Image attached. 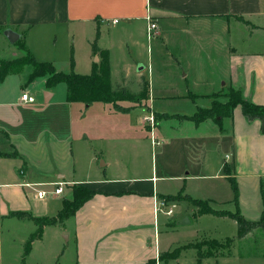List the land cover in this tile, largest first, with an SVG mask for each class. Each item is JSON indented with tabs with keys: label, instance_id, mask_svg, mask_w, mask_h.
Here are the masks:
<instances>
[{
	"label": "crops",
	"instance_id": "obj_1",
	"mask_svg": "<svg viewBox=\"0 0 264 264\" xmlns=\"http://www.w3.org/2000/svg\"><path fill=\"white\" fill-rule=\"evenodd\" d=\"M149 17L157 25L150 36ZM9 29L18 34L13 42L5 35ZM97 30V45L109 55L113 87L129 89L135 82L140 90L158 69L174 80L158 89L148 83L146 106L132 108L164 114L152 129L144 122L146 114L139 125L150 132L145 139L152 145L173 146L178 158L171 163V154L162 155L160 174L156 165L144 170L143 163L133 161L129 176L127 161L118 155L143 136L129 122L96 123L98 115L86 114L101 104L97 110L106 112V120H131L132 108L121 113L103 102H67L63 83L46 91L43 77L26 83L27 66L10 72L0 81V264H172L171 241L161 237L160 214H153L155 198L179 191L192 197L186 191L194 188L216 192L217 179L230 186L224 166L238 186L240 213L250 220L261 217L264 134L259 119L248 121L239 105L230 118H215L220 127L212 118L196 122L188 117L212 105L213 94L231 88L264 106V0H0L2 59L20 56L18 47H25L37 62H51L59 71L69 72L72 57L73 71L87 74L99 61L91 50ZM60 85L64 91L55 98ZM23 92L35 100L21 102ZM161 98L193 101L196 110L168 118L154 110ZM170 119L178 120L175 127L158 131L155 140L154 130ZM59 181L65 182L61 194L37 196L36 190ZM74 185L93 193L74 213L57 219ZM230 188L225 200L234 210ZM209 193L207 200L221 199ZM30 215L55 221L45 224L25 252L37 228Z\"/></svg>",
	"mask_w": 264,
	"mask_h": 264
},
{
	"label": "rangeland",
	"instance_id": "obj_2",
	"mask_svg": "<svg viewBox=\"0 0 264 264\" xmlns=\"http://www.w3.org/2000/svg\"><path fill=\"white\" fill-rule=\"evenodd\" d=\"M19 55L24 54V51H22L19 47ZM118 57H122L120 54H118ZM14 58V57H13ZM28 67V66H27ZM28 69V68H27ZM166 69L169 70L168 65L166 66ZM24 77H26V73L22 74ZM169 78L166 73L158 69L157 73L153 75V79L148 81L150 83V89L154 87L155 89L160 88L162 85L165 83L167 85H170L171 82L173 83L174 80H167ZM178 81V80H177ZM135 82L129 83L128 88L130 90L136 91L135 89ZM122 85V84H121ZM59 88L57 89L58 91L56 92V96H59L62 94L63 85L58 86ZM49 89H46L48 91ZM139 89H137L136 93H139ZM225 92L217 93L212 95V102H223L227 100V96L224 94ZM40 96V94H39ZM147 100H138L137 103L134 102H123L121 105L124 107H132L135 105L138 106H146ZM203 105H206V101H202ZM37 105L36 103L34 106ZM98 105V106H97ZM101 104H93L91 106L86 114V116H97L98 119H96L97 122L101 123H127L129 122L131 125H134V133L136 135H142L144 139H137L129 141L127 144L128 146H131L132 144L135 146L133 149L130 147L129 149L125 148V151H121L118 156L121 157V160L127 161L126 164H128V171L127 174L129 176L131 175L129 165L133 161H137V163H143V167H146L144 170H149L150 165L154 166L156 165L157 173L162 169V164L163 160L161 158L162 155H167L171 154L167 160L168 162L174 163L176 162L178 155L175 151L172 150L173 146H167L164 145V143H159L155 145H152L149 141V139H145V136L149 134L148 136L150 137V132L143 129L139 125V120L140 117L142 118L145 114L150 115L148 110L142 107H135L132 108V112L130 114V119L129 120L127 117L126 118H119L118 120L113 117L110 120H106V112L97 110V107H100ZM41 106H50L47 105V103H42ZM106 106L105 108H110L109 104L104 105ZM45 107V108H46ZM154 110L156 112H165L170 115L173 114H192L194 110H196L195 104L193 101L189 102L188 100H183L180 98L172 99V98H161V99H156L154 102ZM100 111V112H98ZM120 117H123L120 114H117ZM153 119H154V124L160 120L164 114H156L152 113ZM172 118V117H170ZM176 118V117H173ZM213 122L215 125L219 126L221 125V121H217L215 118H212ZM228 119V118H227ZM95 121V120H94ZM111 121V122H110ZM176 119H170V120H165L160 124L161 130L157 129L154 130L156 133V137L153 135V138L157 139V133L158 131H164V132H169L172 131V128L170 127L171 125L175 127L177 124ZM93 120L91 118H88V123H92ZM129 124V125H130ZM155 139V140H156ZM120 151V150H119ZM175 154V155H174ZM183 159H187L188 157L184 154H181ZM130 162V164H129ZM195 168H197L195 166ZM192 170V168H191ZM160 174V173H159ZM216 187L214 188V191H207V190H200V189H191V191H186L189 193L192 197H189L184 191H179L176 195H170L167 198H162L166 203H171L175 204V208L172 212L171 215H159V220H160V233L161 237H164L166 235V238L168 241H171V248L175 249L176 247H183L181 251V257L173 259V256L167 255V257L171 256V260H169V263L172 264H198L197 263V250L194 248L197 246L201 249L202 252H206L209 250L208 245L210 244L211 238L218 239L220 245L224 243V240L226 237H232L235 238L237 235L236 231V225L234 221L229 218V217H220V216H215L213 214H202V215H197V209L196 206H194L192 203L191 199H201V200H207L210 195L209 192L212 194L216 195L217 198L221 199H215L210 200V204L213 208L215 209H220V210H225V209H233V204L230 201H226L227 199V193L229 195L232 194L231 188L228 184L227 180H215ZM43 190H52L53 186H44L42 187ZM222 200H225L223 202ZM187 217L189 219V223H184V224H178L180 219ZM162 238V239H166ZM191 247H187V246ZM219 245V246H220ZM187 247V248H184ZM176 251V250H175ZM174 251V252H175ZM213 251L222 254L217 257H204L207 258L204 262V264H264V230L260 228L254 229V231L246 234L244 237L241 239H235L233 243L231 244L230 248H226V250H222V246L220 247H215L213 248ZM166 256L164 258H167ZM196 258V259H195ZM180 259V260H179ZM179 260V263L178 261ZM176 262V263H175Z\"/></svg>",
	"mask_w": 264,
	"mask_h": 264
},
{
	"label": "trees",
	"instance_id": "obj_3",
	"mask_svg": "<svg viewBox=\"0 0 264 264\" xmlns=\"http://www.w3.org/2000/svg\"><path fill=\"white\" fill-rule=\"evenodd\" d=\"M98 30L95 33L93 42L91 43V50L94 56L99 57V61H95L92 64L91 72L87 74H79L73 71V58L70 59L71 68L69 72L56 70L51 62H37L32 56L30 51L27 48H23V56H17L11 58L10 60L0 58V81L3 80L10 72H19L28 66V72L26 75V83H30L35 78H44V87L47 89L55 88L56 84L63 83L66 86V97L67 102H83L84 104H91L93 102H103L112 106L115 112L127 113L131 110L132 107H124L121 105L123 102H134L137 103L138 100H146L148 92V83L146 81L141 82V89L139 93H134L127 89L125 86L116 84L115 87L111 85L110 82V70H109V55L106 49L99 48L97 45L98 39ZM227 96V100L223 102H214L207 108H199L188 119H193L196 122L205 120L207 118H216V117H231L233 109L239 105L240 110H242L243 115L247 118L248 121L252 119H259L260 121V130L264 134V106L256 104L249 99H247L241 92L240 89H228L224 94ZM166 117H176L175 115H166ZM229 180L230 186H232L234 197L233 203L235 205L234 210H220L215 209L211 206L209 200L201 199H191L192 204L196 206L197 215L202 214H213L220 217H229L236 224L237 235L235 238L226 237L224 243L220 245L218 239L211 238V245H208L209 250L202 252L199 247H195L197 250V260H201L204 257H217L222 254H218L213 251V248L222 246V250L230 248L231 244L235 239H241L246 234L254 231L256 228L264 230V188L261 187V197L263 200V210L261 212V217L259 219L250 220L244 217L238 209L237 201V190L236 181L233 176L230 175L225 166L223 168ZM72 198L64 199L62 209L60 210L57 219L66 217L75 212V210L89 197L92 195L93 191L84 186L74 185L72 187ZM23 213H20L22 215ZM31 217L34 223H36V230L31 233L29 240L25 242L23 250L28 251L31 241L38 238L41 234L42 228L45 224H51L55 218H38L33 216ZM220 245V246H219ZM187 247H191L190 245ZM184 246V248H187ZM183 247H176L174 249V257H177L181 252Z\"/></svg>",
	"mask_w": 264,
	"mask_h": 264
},
{
	"label": "built area",
	"instance_id": "obj_4",
	"mask_svg": "<svg viewBox=\"0 0 264 264\" xmlns=\"http://www.w3.org/2000/svg\"><path fill=\"white\" fill-rule=\"evenodd\" d=\"M148 26H147V33L150 36L153 31L157 28L156 23H154L153 19L151 17L148 18ZM35 100L34 96H32L31 94H29L28 92H23L20 96V101L21 102H33ZM144 122L150 125V128L152 129V127L154 126V119H153V115L152 113H150V115H147L144 117ZM53 184V189L52 190H42V189H38L36 190L37 192V196L39 198H44L47 194H55V195H59L62 193V188L63 185L65 184V182L63 181H59V182H55L52 183ZM27 186H33L35 184L33 183H29L26 184ZM154 207H153V214L156 215H171L174 208H175V204H171V203H166L162 198H155L154 200Z\"/></svg>",
	"mask_w": 264,
	"mask_h": 264
},
{
	"label": "water",
	"instance_id": "obj_5",
	"mask_svg": "<svg viewBox=\"0 0 264 264\" xmlns=\"http://www.w3.org/2000/svg\"><path fill=\"white\" fill-rule=\"evenodd\" d=\"M5 35H6L9 42L15 41V39L18 37V34H16L15 32H13L10 29L5 31ZM96 59H97V57H96ZM48 94H49V92H46L45 100H47ZM184 223H189V219L187 217L180 219V221L178 222V224H184Z\"/></svg>",
	"mask_w": 264,
	"mask_h": 264
}]
</instances>
